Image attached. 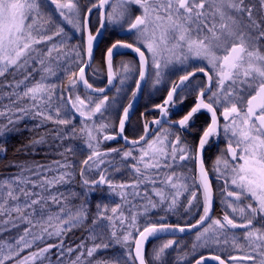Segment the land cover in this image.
I'll list each match as a JSON object with an SVG mask.
<instances>
[{
  "label": "snow or ice",
  "instance_id": "obj_1",
  "mask_svg": "<svg viewBox=\"0 0 264 264\" xmlns=\"http://www.w3.org/2000/svg\"><path fill=\"white\" fill-rule=\"evenodd\" d=\"M50 5L80 34L77 45L69 47L70 37ZM94 11L99 13L95 32ZM108 26L129 39L107 48V83L95 87L87 68L95 42ZM118 49L135 53L138 61H121L116 67ZM162 86L166 96L154 105L159 117L145 121L142 134L129 139L124 133L136 98L146 88L161 91ZM192 94L195 104L185 111L184 98ZM202 111L210 114V122L198 142H189L185 137ZM27 118L39 121L35 128L53 127L25 148L45 150L46 158H54L18 165L16 174L0 181V230H10L9 225L22 229L14 241L0 242V264H53V249L55 264H172L169 250L179 247L177 240H163L151 253L147 244L193 230L192 260L187 252L180 258L185 264H264V0H87L83 5L80 0H0V137L19 131ZM116 120L118 132L109 134ZM221 135L227 146L213 170L223 181V209L214 216L216 194L203 154ZM118 138H123V148L102 149L105 141ZM84 147L88 154L79 172L85 199L70 206L59 188L74 179L73 158ZM112 154L131 169L129 182L114 183L101 170L106 164L115 167L107 159ZM187 161L196 168L177 171ZM93 169L99 171L98 179L88 176ZM96 185H107L121 203L111 207V215L107 206L97 205L87 229L91 246L83 241L66 245L67 234L87 224V191ZM189 191L184 206L181 197ZM179 207H185L186 215L202 208V214L183 225L164 222ZM158 208L165 215L153 219L149 214ZM104 220L109 222L107 238ZM229 241L237 254L211 253L213 246L219 250ZM114 246L120 251L96 260L98 252ZM198 249L210 254H197Z\"/></svg>",
  "mask_w": 264,
  "mask_h": 264
},
{
  "label": "rangeland",
  "instance_id": "obj_2",
  "mask_svg": "<svg viewBox=\"0 0 264 264\" xmlns=\"http://www.w3.org/2000/svg\"><path fill=\"white\" fill-rule=\"evenodd\" d=\"M80 2L83 5V4L87 3V0H80ZM49 10L53 12V14L56 16L57 21L60 23V25L62 27L65 28V31L68 33V36L70 37L69 47H71L72 45H77L78 42L75 40L76 39L75 35H77L78 32H76L75 29L72 28L71 25H68L63 20H61L59 18L58 14H55V6L54 5H50L49 6ZM71 57L73 59L75 58V53L74 52L71 53ZM97 60H98V58L95 59L94 64L89 68V70H88L89 73L87 72V75L89 74L87 76V79L95 87H102V86L105 85L106 74L104 72L105 71L104 68L102 67V62L100 64L99 61L96 62ZM116 67H119V65H117ZM73 70H75V66L74 65H73ZM64 78H67V77L66 76H62L61 77V81L63 83H65ZM66 83H67V81H66ZM112 92H115V89H113ZM112 92H110L109 95H112ZM145 95L150 99V101H154L159 96V93H157V91H155V90H153L151 88H146ZM130 97H131V92L128 91L127 95L123 99V103L125 105H127L128 99ZM5 103H6V101H5ZM111 120H114V119L112 118ZM38 122H39L38 120H34L32 118H27V119L23 120L19 124V131H12V132L6 133L3 137H0V143L8 144V147H7V149L5 151L10 150L11 153H12V150H13V153H12L13 156L8 162L9 165H7V167H11L13 169V171H12L10 176L16 174L19 171V168L17 167L18 165H21V164H24V163L31 164L34 161L35 162H39V163H47L50 159L54 158V157H51V156L46 158L45 155H44V151L45 150H40L39 152H35L32 149H26L25 148V145H27L31 139L42 135L48 129L53 127V125H51L49 123L47 125V127L35 128L34 126ZM116 122H117V120H116ZM74 123H75V126L77 128L80 127L79 118L78 117H77V119H76V121ZM108 133L109 134H113L114 132H108ZM76 143L81 144V146L83 147V142L82 141L78 140V141H76ZM101 147H102L103 150H107V149H110V148H123V145L121 144L120 141L118 143H116V140H111V141H105L102 144ZM87 154H88V150H87L86 147H84L83 154H78L76 157L73 158L74 164H75L74 179L72 180V182L60 186V188H59L60 192H62V193L63 192L70 193V190L72 191L74 186L76 188L77 180L79 181L80 184H82L81 179H80L79 169L81 167V161L87 156ZM107 159L108 160H114L115 161V167H120V171H116L115 167L109 166L107 164L106 165H102L101 166V170H106V174H107L108 179L110 178V180H113L114 183H121V182H129L130 179L133 178V174L131 172V169L124 168L123 166H121L119 164V161H120V156L119 155L112 154ZM184 164L187 165V167H191L192 166V169L194 168V162H192V161L184 162ZM187 167H185L186 168V172H187ZM177 171L184 172L185 170L182 169V168H179V169H177ZM88 176L90 178L98 179L99 178V171H97L96 169H93L92 172L88 173ZM122 177L126 178V180L122 179ZM3 180H5V178ZM222 185L223 184H220L219 186H217L216 193H218V191L220 190V187ZM68 189H70V190H68ZM83 189H84V191H86L85 188H83ZM192 190H195V189H192ZM73 192L74 191H72L71 193H73ZM83 193H85V192H83ZM97 194L98 195L102 194L103 198H105L106 201H109L110 204L109 205H105L109 209V212H108L109 215H111V212H110L111 207H114L117 203H121L120 197L118 195L111 194L110 190L107 187V185H96V186H93V190L87 191V200L88 201H92V199H94V202H95V199L97 200ZM190 195H191V192L189 191L188 193H185L181 197V201L183 202L184 206L187 205V199L190 198ZM218 198H219L218 204L220 205L221 204V202H220V194H219ZM103 207L104 206H101V208H103ZM222 207H223V205H222ZM181 209H185V207H179L175 214H172V213L167 214L166 220L164 222H166V223H178L179 222V224L182 225V224L186 223L187 221L194 222V219H198V215H196V213H201L202 214V208H195L194 207L192 209L193 210L192 211L193 212L192 215L180 214L179 212L181 211ZM92 210H93V213L94 212H95V214L97 213V208L96 207L94 209H92ZM124 210H125V212L127 214V206H125ZM149 215L153 219H156V218H158L161 215H165V213L161 209L158 208V209L152 210V212H150ZM213 215L214 216H221L220 214H216L215 215L214 212H213ZM139 222L140 223L143 222V217L140 218ZM101 223L105 226L104 231H105V235H106V238H107V235L110 234V230L108 228L109 222L107 220H104ZM8 228L10 230H0V233L1 234L10 235L11 239H14L16 237V234H19L22 231V229L20 231H17L16 229H11L10 225L8 226ZM117 229H118V231L120 230V226H119V222L118 221H117ZM237 231L239 232V230H237ZM240 231H242V230H240ZM166 239H174V238H164L162 240H153V241H151L150 242V244H151L150 247L148 248V246H147V248L149 249V250L147 249L148 253H151L153 246L159 245L160 243L163 242V240H166ZM194 239H195V233L186 236V238L175 239V240H177L179 247L169 250L168 259L172 262V264H185V261L180 259L184 252L189 253L188 260H192L191 246H192V243H193ZM79 242H81V241H79ZM78 244H80V243H77L76 245H78ZM86 244L88 246H91L90 243H86ZM114 247H115L114 250H116L117 252L120 251L119 246H114ZM218 251H219V254L224 255V256H226L229 252H231V254H233V255L237 254L236 251L234 249H232L230 241H229V243L227 245L221 243V245L219 246V250L217 249L216 246H213V248L211 249V253H217ZM99 253L100 252H98L96 254L97 258H98V254ZM199 253H203L204 255H209L210 251L208 249H198L197 250V254H199ZM97 258H96V260H103V258H101V259H97ZM93 264H95V261H93Z\"/></svg>",
  "mask_w": 264,
  "mask_h": 264
},
{
  "label": "flooded vegetation",
  "instance_id": "obj_3",
  "mask_svg": "<svg viewBox=\"0 0 264 264\" xmlns=\"http://www.w3.org/2000/svg\"><path fill=\"white\" fill-rule=\"evenodd\" d=\"M93 2H95V0H93ZM98 16H99V13L94 11L93 28H92L93 32H95V28L99 27ZM78 37L80 38L79 33H77V35H75L76 39L75 38L74 39L79 43L80 39ZM127 39H129V36L127 33L123 32L119 29H114L112 26L106 27L104 29L103 35L99 41L98 46L95 49L94 59H93L92 65L94 64L95 59L98 58V60L96 62L99 61L100 64L102 62V67L105 70L104 58H105V54L107 52V48L116 40H127ZM113 59H114V65L115 66H117V65L120 66L121 61H131V60L138 61V59L136 58V56L134 54H132L128 51H125L123 49H119L117 51V54L114 55ZM194 63H198V62H194ZM88 73H89V71H88ZM197 78L198 79L202 78V74L198 73ZM173 79H178V76H173ZM105 84H106V81H105ZM168 86L170 87V85H168ZM145 92H146V89L142 93L140 100H139V103H138L136 109L134 110V112L132 113L130 122L127 123V125H126V131L124 134L126 136H128L129 139H136V138H138V136L140 134H142L143 124L145 121L150 122L152 119L159 117V112L154 109V105L157 103H161L162 97L166 96V91L163 90V86H162L161 91H157V93H159V96L154 101H150V99L145 95ZM194 104H195V94H192V95L184 98V103H183L182 107L186 111V110L190 109L192 106H194ZM141 113H145V115L141 116ZM183 114H184L183 112L180 113V115H183ZM112 118L115 120L114 116L109 117V119H112ZM178 118H179V116L173 117V119H178ZM207 122H210V115L206 111H202L200 114H198V117H197L196 123H195V127L191 130L190 134H188L185 138L188 139L189 142H192V143L198 142V136L202 132L203 127L206 126ZM114 131L118 132V120L116 122L115 130H113L111 128L108 129V132H114ZM117 141L118 142L120 141L119 138L116 139V143H118ZM226 146H227V141L221 135L219 138H213L212 139L211 146H209V148L207 150H205V152L203 154L204 160H205V168L209 172V178H210L211 183L213 184L214 193L216 194V199H215V203H214V214L215 215L216 214L222 215V209H223L222 204H220V205L218 204V200H219L218 196L220 194V190L218 191L219 194L216 193V190H217V186H219L220 184H223V181L217 180L216 173L213 170V164H214V161H215L217 155H219L222 150H226ZM123 147H124V145H123ZM185 167H187V165L184 164V167L182 168L185 170L184 172H186ZM195 168H196V165L194 163L193 169H195ZM189 169H192V166L187 167V172L189 171ZM122 179L126 180V178H124V177H122ZM179 213L185 214V209H181V211ZM192 214H193V212H192Z\"/></svg>",
  "mask_w": 264,
  "mask_h": 264
},
{
  "label": "trees",
  "instance_id": "obj_4",
  "mask_svg": "<svg viewBox=\"0 0 264 264\" xmlns=\"http://www.w3.org/2000/svg\"><path fill=\"white\" fill-rule=\"evenodd\" d=\"M64 81H65V84H66L67 78H64ZM0 147H3V149L6 150L7 147H8V144L0 143ZM5 150L4 151H0V181H2L4 178L5 179L10 178L11 177L10 175H11V173L13 171V169L11 167H7V165H9L8 164L9 160L13 156V154H12L13 150H12V153H11L10 150H7V151H5ZM76 185H77L76 188L74 186L72 191H74L75 193L81 194L78 197H76V198L72 197V195H71L72 191L70 189H68V190H70V193L63 192L64 195L66 197H68L69 202H70V206H79L80 203L85 199V197L83 195V192H85L84 189H83L84 188L83 185L80 184L78 180L76 182ZM87 204H88L89 217H90L88 222H87V224H85L83 227L73 229L71 232H69L67 234V236L65 237L66 245L76 246L77 243H81L79 241H83V242L92 244V241L89 238V232L87 230L88 227L91 225V218L95 217V215H96L95 212L93 213L92 209H94L95 207L97 208V205L105 206V205H109L110 203H109V201H106L105 198H103L102 194H99V195L97 194V200L95 199V202H94V199H92V201H88L87 200ZM98 231H99V229H98ZM19 234H16V237ZM14 239H11L10 235H8V234H1L0 233V242H12V241H14ZM150 245L151 244L148 245V248L150 247ZM114 249H115V247L109 248L107 250H101L100 253L98 254V258L97 257L96 258L97 259H101V258L104 259V258H106L108 256H111L113 253L117 252ZM55 252H56V250L53 249V252L50 254L52 256L53 264H55ZM45 264H47V262H45Z\"/></svg>",
  "mask_w": 264,
  "mask_h": 264
},
{
  "label": "water",
  "instance_id": "obj_5",
  "mask_svg": "<svg viewBox=\"0 0 264 264\" xmlns=\"http://www.w3.org/2000/svg\"><path fill=\"white\" fill-rule=\"evenodd\" d=\"M103 32H104V29L102 30L101 35L99 36V38H98V39L96 40V42H95L94 53H95V49L97 48V46H98V44H99V41H100L102 35H103ZM118 50H119V49H118ZM118 50H116V51H118ZM123 50L132 53L130 50H127V49H123ZM132 54H134V55L136 56L135 53H132ZM105 58H106V54H105ZM105 58H104V66H105L106 83H107V64H106V62H105ZM136 58L138 59L137 56H136ZM92 62H93V61H92ZM92 62H91V65H92ZM89 68H90V67H89ZM89 68H87V72H88ZM105 85H106V84H105ZM80 87H81V89H83L82 84L80 85ZM141 95H142V94L138 95V97L136 98L135 103H134V107H133V109H132V113H133L134 110L136 109V107H137V105H138V103H139V100H140ZM119 140H120V142H121L123 145H125V142H124L123 138H119ZM193 233H195V230H193V231H191V232L186 231L185 233H179V232H176V233H174V234H170V235H167V236L163 237V239H164V238H180V237L188 236V235L193 234ZM152 241H153V240H152ZM149 243H150V242H149ZM147 245H148V244H147ZM133 247H134V245H133ZM193 264H194V262H193ZM209 264H216V262L209 261Z\"/></svg>",
  "mask_w": 264,
  "mask_h": 264
}]
</instances>
